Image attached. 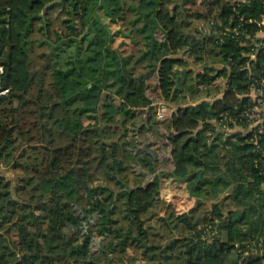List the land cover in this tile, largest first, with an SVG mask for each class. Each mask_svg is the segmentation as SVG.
I'll return each instance as SVG.
<instances>
[{
  "label": "trees",
  "instance_id": "1",
  "mask_svg": "<svg viewBox=\"0 0 264 264\" xmlns=\"http://www.w3.org/2000/svg\"><path fill=\"white\" fill-rule=\"evenodd\" d=\"M197 1L0 0V264H264V132L235 98L264 0ZM159 166L203 228L157 211Z\"/></svg>",
  "mask_w": 264,
  "mask_h": 264
},
{
  "label": "rangeland",
  "instance_id": "2",
  "mask_svg": "<svg viewBox=\"0 0 264 264\" xmlns=\"http://www.w3.org/2000/svg\"><path fill=\"white\" fill-rule=\"evenodd\" d=\"M200 5V1L198 0L195 4H188V7H191V9H196ZM202 24V23H201ZM199 25V24H198ZM113 29H116L117 27L114 25L112 27ZM121 40L120 37H117L116 43H119ZM133 50L132 45L127 43V45L122 47V51L124 54L129 53L130 51ZM195 67H200V66H195ZM221 80L217 79L214 81L210 88L212 90H215L218 87H221ZM188 96V95H187ZM211 101V98L209 96L201 95L197 101L194 102L198 103L201 101ZM188 102V100H187ZM188 104H191L190 102ZM156 112L154 113L155 115V122H154V129H151V131L142 130L141 132H133V136L129 134V141L132 144V146L137 149L141 147L143 144H146V142L143 141H156L158 139L157 136L160 131H163L165 128V125L167 123V120L171 116L175 104L166 102V101H159L156 103ZM136 122V121H135ZM139 123V120H138ZM130 125H129V127ZM159 130V132H158ZM159 141V140H158ZM162 155V153H161ZM160 156V152H159ZM162 157V156H161ZM133 164V163H131ZM161 169V170H160ZM162 171H167V168L164 166H159L156 169L155 174L159 175L160 179V201H159V206L157 211L160 213V215L164 216H169L171 217V220H174V218L181 213H186L187 215L190 216V218L193 221L198 222V227L203 228L204 223L203 221L208 217V205L207 203H203L202 201H198V199L194 197H190L187 190H186V183L183 181H173L169 178H167L164 174H161ZM17 175H19L18 170H14L11 168L9 164L2 163L0 161V176L5 177L6 179L14 180L17 178ZM154 174H152L153 176ZM127 182L129 185H133L134 181H140L139 178L137 180L134 177V174L131 172L127 173ZM189 234V231H187L185 228H183L182 224H177L176 229H174V235L176 236H186ZM163 239L166 240L165 238H168V233L165 231L163 233Z\"/></svg>",
  "mask_w": 264,
  "mask_h": 264
},
{
  "label": "built area",
  "instance_id": "3",
  "mask_svg": "<svg viewBox=\"0 0 264 264\" xmlns=\"http://www.w3.org/2000/svg\"><path fill=\"white\" fill-rule=\"evenodd\" d=\"M256 27L259 29L254 38L264 39V16L261 19L255 20ZM203 29H205L203 27ZM235 34L238 31L235 30ZM262 42H253L248 53L243 54L247 57L244 64L240 66V71L245 72L246 81L244 82L245 89L236 93L235 98L241 102V116L247 119L246 131L254 130L258 133L264 132V65L258 63L257 55L262 51ZM3 72V67L0 66V74ZM7 89H1L0 94H5ZM221 116L218 125L225 128ZM225 118V117H224ZM233 121V120H231ZM233 128H230V130ZM228 129L227 131L230 132Z\"/></svg>",
  "mask_w": 264,
  "mask_h": 264
}]
</instances>
